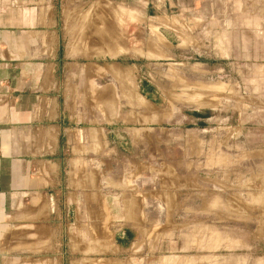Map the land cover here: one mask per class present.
<instances>
[{
	"label": "crops",
	"instance_id": "1",
	"mask_svg": "<svg viewBox=\"0 0 264 264\" xmlns=\"http://www.w3.org/2000/svg\"><path fill=\"white\" fill-rule=\"evenodd\" d=\"M99 3L115 0H0V264L142 263L184 245L205 264L213 245L243 242L216 224H255L259 175L233 177L226 161L240 154L226 150L253 161L264 149L220 113L165 103L150 80L135 78L144 98L127 94L130 111L103 109L129 67L113 35L90 47L68 25Z\"/></svg>",
	"mask_w": 264,
	"mask_h": 264
},
{
	"label": "rangeland",
	"instance_id": "2",
	"mask_svg": "<svg viewBox=\"0 0 264 264\" xmlns=\"http://www.w3.org/2000/svg\"><path fill=\"white\" fill-rule=\"evenodd\" d=\"M149 10L156 16L147 15L151 19L147 21ZM73 14L76 16L68 25L81 41L91 47L96 33L100 38L113 35L114 61L129 67L125 76L115 75L118 80L129 79V85L117 86L116 99L103 103V109L116 111L122 105L124 111H130L132 104L123 101L127 94L136 100L144 98L135 78L150 80L158 84L165 103L185 112L220 113L222 125L244 128L245 148L264 149V0H115L114 8L99 3V7L84 6L82 12ZM104 17L107 22H99ZM120 94L122 101L118 100ZM226 151L230 156L240 154L226 161L233 177L237 172L245 181L251 174L259 175L253 184L258 192L255 224L248 230L244 222L237 221L239 216L216 224L220 232L215 234L234 239L236 232L243 242L217 252L213 245L205 264H264V160L251 161L241 152ZM174 217L184 224L185 235L187 216ZM214 241L212 244L217 243ZM174 249L166 247L157 254L163 257L161 261L130 264H204L187 261L186 245L177 249L182 251Z\"/></svg>",
	"mask_w": 264,
	"mask_h": 264
},
{
	"label": "bare ground",
	"instance_id": "3",
	"mask_svg": "<svg viewBox=\"0 0 264 264\" xmlns=\"http://www.w3.org/2000/svg\"><path fill=\"white\" fill-rule=\"evenodd\" d=\"M190 39V38H189ZM135 89V88H134Z\"/></svg>",
	"mask_w": 264,
	"mask_h": 264
}]
</instances>
